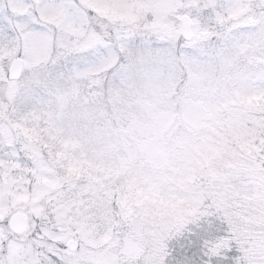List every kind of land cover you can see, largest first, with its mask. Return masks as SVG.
<instances>
[{
    "label": "clouds",
    "instance_id": "1",
    "mask_svg": "<svg viewBox=\"0 0 264 264\" xmlns=\"http://www.w3.org/2000/svg\"><path fill=\"white\" fill-rule=\"evenodd\" d=\"M157 2L89 0L99 11L83 25L80 42L93 31L111 33V54L69 72L43 105L21 112L13 104L0 112V129L22 150L18 163L0 161V261L16 248H32L39 238L30 239L31 233L41 227L45 236L71 241L83 264H166L195 224L210 225L201 251L216 264L231 247L239 253L234 264H264V0H232L219 16L208 12L203 24L208 0H198L201 8L188 7L191 0L183 7L180 0H163L175 10L155 24L151 7L126 6ZM114 8L125 18L113 20ZM181 13L192 14L210 40L230 42L213 70L185 64L164 77L121 80L106 95L96 90L121 69L106 72L104 61L122 64L128 57L127 39L116 40L117 34L168 41L154 33L179 28ZM37 23L53 22L37 15ZM242 26L254 31L233 39ZM30 30L0 40V77L19 61L31 63ZM49 30L58 45L74 40ZM65 51L57 47L39 65L23 68L17 83L31 77L38 84L39 68L66 57ZM6 88L0 80V99L6 100ZM72 108L84 116L75 128L65 121Z\"/></svg>",
    "mask_w": 264,
    "mask_h": 264
},
{
    "label": "snow or ice",
    "instance_id": "2",
    "mask_svg": "<svg viewBox=\"0 0 264 264\" xmlns=\"http://www.w3.org/2000/svg\"><path fill=\"white\" fill-rule=\"evenodd\" d=\"M41 0H36L35 5L30 3H18L16 0H10L9 8L10 15L8 23L15 31L23 30L29 27L24 23L25 17H33L34 22L37 23V15L40 19L52 21V24L44 23L43 25L47 29L44 33H36L30 30L25 37L26 39V51L31 53V63L25 61H19L13 66V71L7 77H0V80L7 81L6 88V100L0 99V112H4L11 105L14 104L18 88L20 85L17 83L18 76L23 68H33L39 65L45 59L51 56V53L57 48L65 50V55H72L75 53L84 52L88 49L97 48L99 46L109 43V37L98 35L93 31L83 43L80 42V38L85 35L83 25L89 22V18L94 16L99 9L96 5L89 3V0H77L74 4L60 3V4H43L42 7H38ZM127 7H137L139 9L152 8L151 15L155 17L153 24L158 23L161 16H166L170 10L167 3L160 0L155 6L148 3H136L126 5ZM180 6L183 7V0H180ZM192 8H201V4L198 0H191V3L187 5ZM71 8L78 10V16H75L70 11ZM203 10L207 12H213L217 16L221 11L218 10L216 0H208V3L203 5ZM125 17L114 8L113 20L124 19ZM132 19L135 17L132 16ZM180 26H170V30L166 33H154L161 39H166L170 42H177L180 39L192 40L195 38L199 41L210 40L211 34L207 29H199L197 20L192 14L180 15ZM50 28L58 29L59 31L66 33L68 36L74 38L73 41L68 43L56 42V36ZM107 31V29H105ZM136 33H128L125 36L117 34L116 40L126 39L129 36H135ZM121 49L124 50V46L121 45ZM106 65L105 71L111 72L115 67H123L119 64L116 58H109L104 61ZM91 71V70H90ZM34 115V114H33ZM0 136L6 138V142L0 144V161H4L8 158H13L15 162H19L21 155V149L18 145H15L13 139L5 130L0 129ZM4 223H7L5 221ZM210 225L197 226L191 224L188 226L187 231L180 237L179 243L173 249L171 257L166 264H177L178 260L183 259L185 264H216V258L210 257L201 251L202 237L205 236L204 229L209 228ZM38 242L33 244L32 248L19 247L11 253L7 254L6 261H0V264H83L82 254L77 250L76 246L71 241L62 240L59 237L45 236L44 230L41 227H35L32 231L30 239H37ZM35 249V251H33ZM239 253L234 247L228 250L227 256L223 257V264H234V258Z\"/></svg>",
    "mask_w": 264,
    "mask_h": 264
},
{
    "label": "trees",
    "instance_id": "3",
    "mask_svg": "<svg viewBox=\"0 0 264 264\" xmlns=\"http://www.w3.org/2000/svg\"><path fill=\"white\" fill-rule=\"evenodd\" d=\"M19 1L21 0H18L17 2L19 3ZM7 2L9 5L10 0H7ZM44 2L48 4L61 3L60 0H44ZM230 3H227L226 5L230 6ZM8 11L10 12V10ZM71 12L73 15L78 16V13L73 11V8L71 9ZM5 34H7V32ZM237 36V31L234 30L233 39L238 38ZM5 38H9V36L5 35ZM166 42L167 41L164 40H157L154 45V48L156 50L164 52L165 57L161 58L158 61L152 60V63L150 64H145L140 59V57L143 56V51L145 49V46L147 45V42L142 44V42L140 41L141 46H139V51H136L138 49V46L137 48H134L133 42L127 39L126 47L128 50V57L127 59L122 60L123 67H121L120 71L118 72L109 73L102 80L101 84L97 87L96 90L106 95L107 92L110 91L114 87V85L120 83L121 80L141 79L145 76L154 78L164 77L169 74H174L179 68H183L185 64H190L195 70L208 72L213 70L217 66L218 61L226 54L230 46V42H228L227 44L223 45V47H217L216 49H213L212 46L210 49H208L206 43H202L200 46L190 47L188 45H185L182 41H180L179 43H173L171 46H167ZM140 48H142L143 50H141ZM98 50H100V52H95V54L97 53L96 55L90 54L93 57V62L90 61V64H87L86 62V60L89 59L90 51L68 55L57 60L55 63H48L47 66L53 67L54 77L59 78L58 80L61 82V84L58 83V86L62 85L64 77L69 73V65L75 63V70H83L96 65L105 57L111 54V52L113 51V44L109 42L107 43L105 49L101 50L100 47L98 48ZM96 61H98V63ZM52 84L53 83L51 79L49 83L45 82L43 86H46L48 89H52ZM28 85V90L25 91L21 89L19 91V94L16 95L17 103L15 102V104L18 105V109L19 105L21 106V108L19 109L21 112L29 111L35 107L43 105L49 95V92H44L42 87L41 90L38 91L37 89H39V85L36 87H32L33 84H31L30 81H28ZM30 89H33L32 93ZM83 119L84 116L76 108H72L65 116V121L70 128H75L77 122Z\"/></svg>",
    "mask_w": 264,
    "mask_h": 264
},
{
    "label": "rangeland",
    "instance_id": "4",
    "mask_svg": "<svg viewBox=\"0 0 264 264\" xmlns=\"http://www.w3.org/2000/svg\"><path fill=\"white\" fill-rule=\"evenodd\" d=\"M17 1L18 0H16V2ZM76 1L77 0H60L61 3H67V4H74V3H76ZM22 2L23 3H29L30 0L19 1V3H22ZM230 2L232 3V0H216L218 10L226 8V6H228L226 4L230 3ZM8 6L9 5H8L7 0H0V40H3L5 38V35L9 36L8 39H13L15 37V34H16L15 29L11 25H9V23H8V18H9V14H8L9 11L8 10H10V8H8ZM71 9H70V11H71ZM73 11L78 13V10L75 8H73ZM209 19H210L209 13L207 11H205V13L201 16L200 21L203 24V23L209 22ZM23 22L26 23L27 25H29L30 29L36 33H44L47 31V29L45 28V26L43 24L35 23L33 17H25ZM236 31L238 34V36H237L238 38H236V39H239L240 37L241 38L246 37V35H249L252 31H254V29H252L249 26H242L239 29H237ZM6 32H7V34H5ZM127 39L130 40L131 42H133L134 48L135 47L137 48V46H138V49L136 51H139V46H141L140 41L142 42V44L147 42V45L145 46V49L143 51V56L140 57V59L145 64H150V63H152V60L158 61L161 58L165 57L164 52H160L154 48L155 42L159 39L144 38V37H140V36H130ZM228 42L229 41H221V40H217V39H212L210 41H206L203 43L207 44L208 49H210L212 46H213L212 47L213 49H216L217 47H223V45L227 44ZM173 43H179V42H172V43H169L168 41L166 42L167 46H171ZM106 46H107V44L99 46L97 48H92V49H88V50L84 51V52L90 51L89 59L86 60L87 64H90L91 62H93V57L90 54H95V52L99 53L100 50H98V48L101 47V50H103V49H105ZM190 47H195V46H190ZM140 49L143 50L142 48H140ZM96 62L98 63V61H96ZM74 70H75V63H73L72 65H69V72L74 71ZM53 72H54L53 67L47 66V64L44 65L43 67L39 68V72L37 75H38L40 83L33 84L32 87H36L39 85V87H38L39 89H37L38 91H40L41 87H42L44 92H46V91L49 92L50 89H48L46 86H43V85L45 82L49 83L51 81V79H52V83H53L51 85V87H53V88L58 87V83L61 84V82L58 80L59 78L54 77ZM30 80H31V77H28L27 81L25 83L21 84V86L18 88L17 95L19 94V91L21 89H23L25 91L28 90V88H29L28 81H30ZM34 89H36V88H34ZM30 91L32 93L33 89H30ZM15 102L17 103L16 98H15L14 104H15ZM15 106L18 109V105L15 104ZM20 108H21V106L19 105V109Z\"/></svg>",
    "mask_w": 264,
    "mask_h": 264
}]
</instances>
